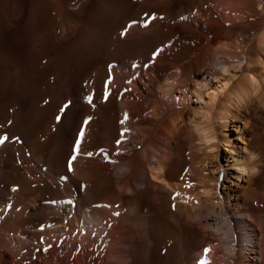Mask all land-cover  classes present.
Listing matches in <instances>:
<instances>
[{
    "label": "bare ground",
    "instance_id": "obj_1",
    "mask_svg": "<svg viewBox=\"0 0 264 264\" xmlns=\"http://www.w3.org/2000/svg\"><path fill=\"white\" fill-rule=\"evenodd\" d=\"M4 136L0 264H264V0H0Z\"/></svg>",
    "mask_w": 264,
    "mask_h": 264
},
{
    "label": "rangeland",
    "instance_id": "obj_2",
    "mask_svg": "<svg viewBox=\"0 0 264 264\" xmlns=\"http://www.w3.org/2000/svg\"><path fill=\"white\" fill-rule=\"evenodd\" d=\"M242 56H244V55H242ZM244 57H242V60H244L243 59ZM242 62H244V61H242ZM244 64H245V62H244ZM214 82H216L217 81V79L216 78H213L212 79ZM192 128V129H191ZM197 130H195V127H190V129H188L187 130V132H186V135L184 134V138H187L190 142L191 141H193V143L192 144H194L195 143V145H196V143L198 144V142H199V137H197L198 135H199V130L196 132ZM193 132H194V134H193ZM194 137L196 138V139H194ZM186 139V140H187ZM194 139V140H193ZM188 141V142H189ZM237 180H239V179H237ZM219 194L221 195V194H223V191L222 190H220L219 189ZM246 217V216H245ZM243 218L242 216L240 217L241 219H239L240 220V222L241 221H243V220H245L246 218ZM219 218H220V216H219ZM217 219V220H213L211 223H212V232H214V233H217L218 232V230H220V229H222V228H224V230L221 232V234H222V236H223V241L224 242H227L228 244H229V242L231 243V240H232V237H233V231H232V228L228 225V223L227 222H225V221H222L223 219L222 218H220V219ZM246 227L247 226H245V225H240V231H241V233H246ZM228 246H230V245H228ZM226 254V253H225ZM198 257V256H197ZM199 258V260H202V258H200V257H198ZM229 263V262H228Z\"/></svg>",
    "mask_w": 264,
    "mask_h": 264
},
{
    "label": "snow or ice",
    "instance_id": "obj_3",
    "mask_svg": "<svg viewBox=\"0 0 264 264\" xmlns=\"http://www.w3.org/2000/svg\"><path fill=\"white\" fill-rule=\"evenodd\" d=\"M155 18H156L155 16H152V17H151V19H155ZM144 26L146 27L147 24H145ZM121 35H126V33H121ZM157 54H158V53H157ZM87 102H88L89 104H92V97H91V96H89V97L87 98ZM68 107H69V105H67V104L64 105L63 108L61 109V112H63V111H64L65 109H67ZM56 119H57V122H59L60 119H61L60 115H58V116L56 117ZM89 119H90V118H89ZM127 119H128V116H127V114H125L124 121H121V123L125 122ZM88 122H89L88 120H85V121H84V124L87 125ZM84 135H85V133H84V130L82 129V130L80 131V133H79V139L76 141V144H75V149H74V151H75V155L72 156L71 161H74V160L77 158V156L80 155V146H81V142L83 141ZM122 135H123V133H122ZM7 139H8L7 136H4V137L0 138V145H2L3 143H5V142L7 141ZM88 155L91 156V155H93V154H92V153H88ZM71 161L69 162V171H72ZM177 195H178V194H177ZM69 203H71V201H69ZM98 207H109V206H107V205H104V206H100V205H98ZM115 215H119V213H115ZM209 251H210V250H208V249L205 250V259L201 260V261H200V264H209V261L206 259V257H207V253H208Z\"/></svg>",
    "mask_w": 264,
    "mask_h": 264
}]
</instances>
